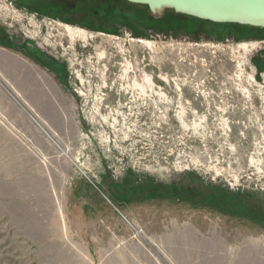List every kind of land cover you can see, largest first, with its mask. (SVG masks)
Listing matches in <instances>:
<instances>
[{"label":"rangeland","instance_id":"374dc122","mask_svg":"<svg viewBox=\"0 0 264 264\" xmlns=\"http://www.w3.org/2000/svg\"><path fill=\"white\" fill-rule=\"evenodd\" d=\"M94 1L0 0V264H264V28Z\"/></svg>","mask_w":264,"mask_h":264},{"label":"water","instance_id":"95a60500","mask_svg":"<svg viewBox=\"0 0 264 264\" xmlns=\"http://www.w3.org/2000/svg\"><path fill=\"white\" fill-rule=\"evenodd\" d=\"M25 1V0H7ZM161 18L166 10L213 24L264 28V0H125Z\"/></svg>","mask_w":264,"mask_h":264},{"label":"trees","instance_id":"16d2710c","mask_svg":"<svg viewBox=\"0 0 264 264\" xmlns=\"http://www.w3.org/2000/svg\"><path fill=\"white\" fill-rule=\"evenodd\" d=\"M25 1H29V0H25ZM38 1H41V2H53L55 0H38ZM63 1H69L74 6V4L75 5H76V3L78 4V2L81 1V0H63ZM92 1H94V0H92ZM114 3H116L117 5H121V6L125 5V6H128V7H133L135 9L136 8L138 9V7L141 6V5H135V4L128 3L125 0H95L93 6L91 8V13H92L93 16H95V13H96L95 9L98 8L99 12L104 13L105 14L104 17L106 18V16H107L106 15V11L111 9V8H115ZM69 6H70V4L66 5L65 9L66 10L70 9ZM141 7H144L147 10V12H148V15L146 13H143V14H145L144 16L146 18H148V19L159 21L160 22L159 25H160L161 28H163V27L167 26L169 23H171L172 20H169L168 19L169 17H172V18L176 17L178 19L179 18H186V19L198 21L200 23H207V24H210V25H217V24H213V23H210V22H207V21L197 20L195 18H191V17H188V16L175 14L172 10H166L161 18L155 19V18H153L150 15L149 10H148V8L146 6H141ZM248 28L254 29V31L259 30V28H253V27H248Z\"/></svg>","mask_w":264,"mask_h":264},{"label":"built area","instance_id":"2783aa9c","mask_svg":"<svg viewBox=\"0 0 264 264\" xmlns=\"http://www.w3.org/2000/svg\"><path fill=\"white\" fill-rule=\"evenodd\" d=\"M6 1H7V0H6ZM8 2L12 3V1H8Z\"/></svg>","mask_w":264,"mask_h":264}]
</instances>
